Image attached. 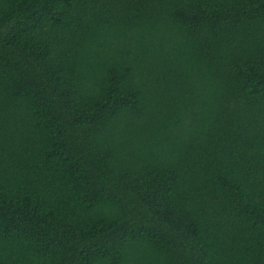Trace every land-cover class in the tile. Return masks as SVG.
Instances as JSON below:
<instances>
[{
    "label": "trees",
    "instance_id": "trees-1",
    "mask_svg": "<svg viewBox=\"0 0 264 264\" xmlns=\"http://www.w3.org/2000/svg\"><path fill=\"white\" fill-rule=\"evenodd\" d=\"M0 264H264V0H0Z\"/></svg>",
    "mask_w": 264,
    "mask_h": 264
}]
</instances>
